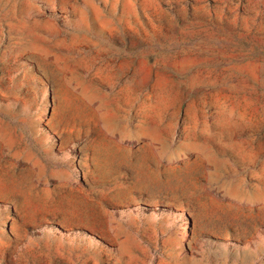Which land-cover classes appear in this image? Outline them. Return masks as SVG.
I'll list each match as a JSON object with an SVG mask.
<instances>
[{
    "label": "rangeland",
    "instance_id": "374dc122",
    "mask_svg": "<svg viewBox=\"0 0 264 264\" xmlns=\"http://www.w3.org/2000/svg\"><path fill=\"white\" fill-rule=\"evenodd\" d=\"M0 264H264V0H0Z\"/></svg>",
    "mask_w": 264,
    "mask_h": 264
}]
</instances>
